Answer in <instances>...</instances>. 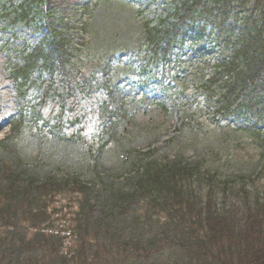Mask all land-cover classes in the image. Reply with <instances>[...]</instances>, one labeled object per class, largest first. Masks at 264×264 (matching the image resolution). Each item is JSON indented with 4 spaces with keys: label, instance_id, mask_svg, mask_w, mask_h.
<instances>
[{
    "label": "rangeland",
    "instance_id": "obj_1",
    "mask_svg": "<svg viewBox=\"0 0 264 264\" xmlns=\"http://www.w3.org/2000/svg\"><path fill=\"white\" fill-rule=\"evenodd\" d=\"M132 1L137 5H130L125 0H46L44 5L33 7L35 18L32 23L35 25L55 29L74 26L75 34L70 36L76 35V44L70 42L69 46L74 47L78 58L82 57L80 64L85 66L86 72L93 71L94 76L101 78L103 68L104 77L109 73L114 77L106 82L109 94L105 120L102 123L101 120H90L87 128L85 121L84 130L75 128L70 122L68 117H73L70 112L65 118L58 103L34 109L39 103L37 93L42 91L43 82L49 77L43 64L35 71L41 74L31 79L41 84L34 82L28 89L23 90L10 76L13 67L24 63L17 54L19 47L23 44L32 46L40 41L43 33L24 25L14 32L0 26L2 193L7 191L14 177L18 182H24L21 185L31 183V199L37 196L42 182L49 177L86 182L89 190L84 196L88 199V209L101 217L104 208L101 200L115 187L135 180L137 162L144 161L145 156L169 157L170 164L185 159L196 161L232 178L253 175L264 166V112L243 111L242 114L248 117L220 122L212 114L209 93L197 88L194 76L198 71L204 74L212 68L213 62L208 63V59L217 63L231 59L232 54L226 55V51L234 49L225 44L221 46V42L208 33L202 35L201 29L207 25L211 30L212 25L226 21V27H237L235 33L239 37L238 32L244 31L242 11H254L257 15L255 0H238L234 7L226 5L225 0H209V5L205 2L189 28L195 35L189 36L186 49L183 47L179 53L175 51L163 67L153 64L146 68L143 66L148 60L143 50L147 42V25L143 21L152 14L142 9L148 5L147 9H155L154 14H157L165 7L169 9L171 0ZM10 5L11 0H0V10L11 9ZM83 27L84 31L80 33ZM222 39L225 42L226 38ZM201 63H205L204 66ZM90 84L84 79L77 89ZM84 105L87 107L88 103ZM262 180L264 186V174ZM15 192L21 193L18 184ZM71 198L69 194L57 193L50 197V202L56 206L69 205L64 212L70 217L71 211L77 209V202ZM48 211L55 214L52 206H48ZM133 218H130L132 223H127L132 224L131 228L135 225ZM20 228L27 233L25 239L31 237L32 244L24 246L20 237L7 245L10 249L7 253L12 259L19 256L33 258L39 251L37 240L40 242V239H36L31 230ZM0 232H3L1 226ZM138 235L137 230H131L127 237ZM150 256L149 259L138 258L139 264L156 263V257Z\"/></svg>",
    "mask_w": 264,
    "mask_h": 264
},
{
    "label": "trees",
    "instance_id": "obj_2",
    "mask_svg": "<svg viewBox=\"0 0 264 264\" xmlns=\"http://www.w3.org/2000/svg\"><path fill=\"white\" fill-rule=\"evenodd\" d=\"M176 1L172 12L160 14L157 26H146L145 53L149 60L143 68L147 63L163 67L166 57L185 48L197 10L205 2L211 4L209 0ZM223 2L234 7L238 0ZM255 2L257 15L242 11L245 18L239 25L244 31L238 32L239 37L236 26L226 27V21L217 25L221 30L215 36L218 42L234 48L226 51V55L232 54L231 59L221 63L208 59V63L213 62L212 68L204 74H194L199 77L197 87L215 100L217 117L237 113L244 116L245 110L264 112V0ZM44 3L45 0L20 2L14 9L13 21L29 23L33 6ZM50 30L52 33L42 45L27 50L24 66L13 70V79L23 90L34 82L41 84L31 79L42 64L49 71L35 110L53 99L65 107L79 96L94 98V89L100 86L93 71L84 70L82 57L78 58L74 47L69 46L70 42L76 44L75 37L70 40ZM222 38H226L225 42ZM84 79L90 80L91 86L77 89ZM144 158L137 162L135 180L115 187L101 200V217L89 211L84 196L89 188L77 180L49 177L31 199V183L21 185L24 182L14 177L7 191H0V264H139L138 258L149 259L150 254L157 259L153 264H264V167L256 178H232L198 162L170 164L169 157ZM16 184L21 193L15 192ZM57 193L69 194L77 202L70 217L64 212L69 205H51L50 197ZM48 206L53 207L54 215ZM132 216L135 225L131 228L132 224L127 223H132ZM20 227L40 239L39 251L33 258L12 259L7 253V245L20 237L24 246L32 244L31 237L25 239L27 233ZM131 230H137L138 237L128 238Z\"/></svg>",
    "mask_w": 264,
    "mask_h": 264
}]
</instances>
